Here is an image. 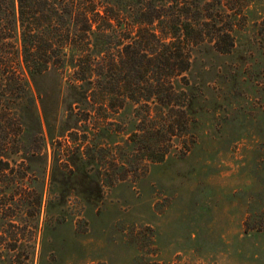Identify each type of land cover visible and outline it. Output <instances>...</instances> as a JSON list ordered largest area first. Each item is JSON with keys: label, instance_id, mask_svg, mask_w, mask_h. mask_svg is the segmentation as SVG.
Returning <instances> with one entry per match:
<instances>
[{"label": "rangeland", "instance_id": "374dc122", "mask_svg": "<svg viewBox=\"0 0 264 264\" xmlns=\"http://www.w3.org/2000/svg\"><path fill=\"white\" fill-rule=\"evenodd\" d=\"M235 23L230 52L194 46L176 84L191 134L125 180L111 182L107 148L134 132L132 102L87 122V86L68 71L44 99L46 124L24 115V153L2 157L26 177L0 184V264H264V0Z\"/></svg>", "mask_w": 264, "mask_h": 264}, {"label": "trees", "instance_id": "16d2710c", "mask_svg": "<svg viewBox=\"0 0 264 264\" xmlns=\"http://www.w3.org/2000/svg\"><path fill=\"white\" fill-rule=\"evenodd\" d=\"M251 2L0 0L1 186L9 175L10 184L25 179L26 173L16 174L3 154L24 153L29 138L24 115L30 113L40 127L46 124L44 99L60 95L68 71L78 86H87L90 110L85 121L107 122L126 102L135 105L134 132L117 145V154L107 148L119 167L109 175L112 183L140 166L162 162L175 138L191 134V95L176 85H187L183 74L191 49L208 41L218 52L229 53L235 22ZM48 78L53 83L48 84ZM30 138L45 139L42 133ZM12 200L14 194L8 197ZM5 204L0 203V209Z\"/></svg>", "mask_w": 264, "mask_h": 264}]
</instances>
